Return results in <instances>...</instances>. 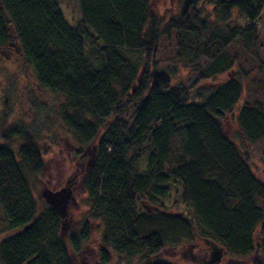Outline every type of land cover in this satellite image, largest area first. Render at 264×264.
<instances>
[{"label":"trees","instance_id":"trees-1","mask_svg":"<svg viewBox=\"0 0 264 264\" xmlns=\"http://www.w3.org/2000/svg\"><path fill=\"white\" fill-rule=\"evenodd\" d=\"M80 18L71 25L60 0H0V46L16 34L38 85L63 97L61 120L81 146L96 145L85 173L87 207L66 238L62 213L39 211L28 175L43 170L48 150L23 125L0 128V209L8 233L0 264H75L90 241L91 224L102 227L101 264L110 254L126 264H146L167 246L196 235L234 256L254 254L264 264V182L251 168L250 152L227 133L245 89L262 65L236 70L229 53L240 40L258 56V19L264 0H184L165 17L150 0H77ZM243 26H229L233 12ZM174 38V60L200 72L203 84L173 82L159 67L163 39ZM210 62L200 66L201 59ZM228 77L217 82L219 76ZM134 107L130 118L122 117ZM239 134L249 145L264 139V104L242 102ZM182 186L188 211H149Z\"/></svg>","mask_w":264,"mask_h":264},{"label":"rangeland","instance_id":"rangeland-1","mask_svg":"<svg viewBox=\"0 0 264 264\" xmlns=\"http://www.w3.org/2000/svg\"><path fill=\"white\" fill-rule=\"evenodd\" d=\"M184 0H150L151 5L160 15L170 17L180 11ZM209 0H201L200 4L206 6L207 11L213 6ZM66 20L71 25H77L80 12L77 0H60ZM229 26L245 25V18L233 12ZM258 56L246 55L245 49L240 40L231 44L228 51L237 56L233 75L236 70H244L253 66L262 65L259 77L250 83V88L245 89L242 101L239 102L235 112L227 117L225 125L228 135L238 145L245 144V151L250 152V165L255 175L264 182V139L256 144L249 145L239 134L237 123V111L242 102L264 104V7L258 19ZM176 44L174 38L163 39L158 52L159 67L173 72V82L180 83L186 87L204 83L200 78V72L193 71L191 65L175 61ZM206 58L201 59L200 66L206 67L209 64ZM228 74L217 77V82H222ZM63 97L41 88L38 85L36 73L31 63L27 62L16 39V34L11 29V39L6 46H0V128L23 125L33 130L43 148L48 150L43 159V170L40 173L28 175L31 188L38 202L39 211L52 206L44 193L55 192L67 188L71 190L72 196L59 204L62 213L64 226L63 234L68 238L78 228L80 221L84 218L87 207V194L85 190V179L88 168L96 156V145L81 146L68 132L61 120L60 104ZM134 107L126 111L122 117L130 118L133 115ZM1 142V140H0ZM66 195V194H65ZM149 211L161 210L170 213H183L188 211L187 206L182 202V186L176 184L169 195L164 199L163 204L150 205L147 199L141 201ZM62 207V208H61ZM92 235L90 241L83 247L82 251L74 256L75 264H101L99 249L102 245V227L98 222L91 224ZM5 227L4 214L0 209V242L8 235L3 233ZM255 237L257 253L264 260V253L260 250L261 240ZM206 251L207 242L196 235L194 239L179 246H167L159 254L152 257V264H199L198 257ZM254 254L248 256H234L228 253L223 255L220 264H254ZM147 260L135 261L134 264H146ZM108 264H126L124 257L110 254Z\"/></svg>","mask_w":264,"mask_h":264},{"label":"water","instance_id":"water-1","mask_svg":"<svg viewBox=\"0 0 264 264\" xmlns=\"http://www.w3.org/2000/svg\"><path fill=\"white\" fill-rule=\"evenodd\" d=\"M44 196L46 197L48 202L53 207L57 208L58 210H60V209H59V205L56 202H63L68 197L65 195V189L55 191V192L48 190L47 192L44 193ZM59 197H60V199H59ZM206 242H207V244L214 246L217 249L218 255L216 257H212L210 262H211V264H218L221 261L223 255H225V253H226L225 250L222 247H219L217 244H215L212 241L206 240Z\"/></svg>","mask_w":264,"mask_h":264},{"label":"flooded vegetation","instance_id":"flooded-vegetation-1","mask_svg":"<svg viewBox=\"0 0 264 264\" xmlns=\"http://www.w3.org/2000/svg\"><path fill=\"white\" fill-rule=\"evenodd\" d=\"M62 189H65V188H62ZM65 194L68 197L72 196L71 190H67V188L65 189ZM59 199H60V197H59ZM56 203L59 205L61 202H56ZM59 208H60V206H59ZM207 248H208V251H206L204 254H202V256L198 257V259H199L198 263L199 264H211V262H210L211 258L216 257L218 255V251L214 246L207 244ZM220 262L218 264H220Z\"/></svg>","mask_w":264,"mask_h":264}]
</instances>
